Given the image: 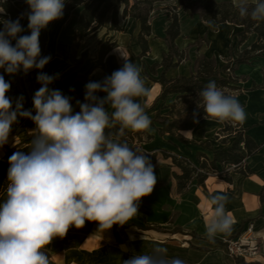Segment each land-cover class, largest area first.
Segmentation results:
<instances>
[{"label":"clouds","instance_id":"clouds-1","mask_svg":"<svg viewBox=\"0 0 264 264\" xmlns=\"http://www.w3.org/2000/svg\"><path fill=\"white\" fill-rule=\"evenodd\" d=\"M30 35L19 19L5 20L0 30V68L8 74L33 67L43 69L51 59L40 57L41 29L64 15L65 0H26ZM242 19L264 21V0L235 4ZM3 11V10H2ZM0 11V12H2ZM211 27L212 25L209 24ZM11 38V39H10ZM16 40L15 46L11 40ZM125 63L103 82L86 84L85 100L73 114L71 98L49 85L58 77L39 73L41 83L34 94L36 114L23 110L21 95L12 107L6 95L11 84L0 74V147L8 143L11 126L18 115L34 121L36 132L31 151L15 152L9 157L6 199L0 203V264H49L43 249L55 237L66 236L69 228H81L86 221H98V231L121 226L138 213L142 197L150 195L157 183L154 166L146 153L122 141L125 130L150 129L146 113L148 103L136 98L150 96L141 77L142 69L119 49ZM103 91V98L95 93ZM197 108H203L206 120L242 124L246 112L235 96L226 95L214 81L198 93ZM110 106L113 111L109 113ZM197 113L194 112V122ZM106 129H116L107 132ZM188 139V133L184 132ZM213 210L205 215V236L214 242L220 234H229L233 220L226 211L228 196L213 194ZM192 223H195L193 220ZM123 264H185L170 258L167 249L156 244L148 253L135 255Z\"/></svg>","mask_w":264,"mask_h":264},{"label":"crops","instance_id":"crops-1","mask_svg":"<svg viewBox=\"0 0 264 264\" xmlns=\"http://www.w3.org/2000/svg\"><path fill=\"white\" fill-rule=\"evenodd\" d=\"M230 1L240 2V0ZM166 3L174 4L176 0H158L151 16L153 28L151 35L147 37L149 51L146 55H142L138 41L140 21L120 14L121 30L114 33L117 46L105 56L104 67H95L94 61L87 58L76 70L64 75L63 73L73 65V53L76 57L80 55L77 52L79 50L76 51L77 53L74 52L73 43L75 41L74 27L82 9L70 0H65L63 17L50 22L46 28L41 29L40 33V37L45 38L46 50L55 54L46 64L43 73L52 76L59 74L49 88L60 90L63 95L70 97L73 111L80 112L77 101L88 102L85 100L86 84L103 82L106 77L123 67L125 61L122 63L117 57L121 54L119 49L132 63L142 69L141 77L145 81V86L150 90V96L139 97L136 100L142 104L148 103L150 106L146 109V113L152 116L154 110L150 107L161 91V85L156 80L162 67H157L155 74L150 72L152 77H149L145 72V66L160 63L163 52L168 50L163 38L168 24L166 16L168 10H162ZM0 11H2L0 12V30L4 28L3 21L19 19L23 31L18 36L31 34L28 28V13L30 12L10 19L1 5ZM158 16L160 19H157ZM105 24H110V16L105 19ZM209 24L212 26L210 27ZM241 29L242 27L235 23L215 24L213 21L201 19L197 14L185 16L181 21V33L175 42L181 50L186 51L187 58L178 66L170 68L166 75L168 77L189 75L194 71V63L198 56L214 58L220 68L224 63L218 61L219 56L229 57L232 50H243L256 39V35L251 33L241 45L232 49L237 41L236 34ZM101 33L100 31L88 35L79 42L95 41L99 39ZM204 34L207 35V42H200L197 45L195 41ZM11 43L15 46L16 40H11ZM39 73L41 72L35 67L27 74L24 73L22 66L21 70L14 74H8L5 69L0 68V74L4 75L5 80L11 84L6 95L11 99L13 109H15L16 100L22 95L24 97L23 110H31L33 115L36 114L33 97L35 92L42 87L37 80ZM236 74L243 77L238 83L242 93L237 90L233 95L246 112L243 127L246 134L261 145L255 154L244 161L250 173L245 174L232 170L229 180L211 174L204 184L198 183L194 178L185 190L179 191L174 173H180V169L173 165L170 157H164L161 151L164 149L171 153L181 154L196 162L197 152H203L209 158L212 157V152L203 148L201 143L210 142L214 147H220L223 145L222 136L218 135V132L210 134V131H201L204 121H209L205 118L201 119L194 129L181 132L185 137L184 132L191 131L192 133L187 134L188 139L194 140L195 143H182L168 135L160 136L155 129L150 128L148 131L154 137L140 143L143 144V152L149 156L154 166L157 183L150 195L141 198L136 216L124 225L114 224L111 229L104 232L98 231V221H86L81 228L71 226L66 236L55 237L43 249L49 264H123L124 260L135 255L150 252L156 244L166 248L170 258H179L185 264H238L226 252L221 238L238 235L249 221L254 222L262 244L263 255L258 261L264 262V198L261 197L264 185V53L255 57L250 63L241 64ZM95 94L101 98L107 95L103 91ZM105 107L108 108L109 113L113 111L110 106L105 105ZM210 121L214 122L215 131L223 127V123ZM32 131H36L34 121L18 115L17 122L11 126L8 143L0 147V163L8 148L18 144L27 132ZM232 140L233 137H230L228 143ZM5 182L9 183L7 175L0 177V186ZM218 193L228 196L226 211L231 216L233 224L229 234H220L214 242H209L205 236L204 217L211 215L213 205L210 197ZM5 199L6 189L0 193V203H3ZM193 220L195 223H192ZM71 241L74 242L73 246L64 247Z\"/></svg>","mask_w":264,"mask_h":264},{"label":"trees","instance_id":"trees-1","mask_svg":"<svg viewBox=\"0 0 264 264\" xmlns=\"http://www.w3.org/2000/svg\"><path fill=\"white\" fill-rule=\"evenodd\" d=\"M73 4L82 7L78 20L75 24L74 43L79 42L88 35L102 32L95 49L96 56L93 58L95 67H104V58L114 47L117 46L114 33L121 30L120 14L131 16L140 21V33L138 41L142 49V55L149 51L148 36L152 33L151 16L155 10L158 0H70ZM250 6H254V1H248ZM235 2L230 0H179L177 4L170 7L167 15L168 24L164 30L163 38L167 43L168 50L163 52L162 61L153 63L149 67L145 66V72L149 77L150 72L155 74L157 67L162 70L157 78L161 85V91L156 97L150 109L154 110L150 128L157 131L160 136L168 135L174 137L182 143H195L194 140L186 139L182 131L194 129L198 123L194 122V112L197 113L195 119L200 121L205 117L203 108H197V101L200 99L198 93L209 82L214 81L219 89L226 95L233 96L239 90L238 83L243 79L236 74V70L241 64L250 63L255 57L264 53V21H253L251 18L242 19L239 16ZM1 7L13 19L17 15L31 12L26 0H1ZM181 8L187 16L197 14L201 19L213 21L215 24L231 22L240 25L242 29L237 32V41L232 46L241 45L251 33L256 35V39L251 45L243 50H232L231 55L225 59V63L219 68L214 58L198 56L194 63V71L189 75H178L168 77L166 72L178 66L187 58L185 50H181L175 40L181 31ZM110 16V24H105V19ZM201 39H197L195 43ZM41 48L40 57L55 55L45 48V38L39 37ZM88 58L87 48L79 57L73 53V65L63 74L66 75L80 67ZM46 66V65H45ZM35 68L39 72L45 69ZM264 85V81H263ZM73 114L75 112L73 111ZM116 129H106L107 132H115ZM36 131L27 132L20 142L8 148L4 159L0 163V177L8 174L10 167L9 157L15 152L31 151V141ZM218 134L222 136V146L214 147L210 142L201 143L202 147L212 152L209 158L203 152H197L196 162L188 157L162 150L166 158H171L174 166L180 169V173H174L179 191L185 190L192 179L196 178L198 183L204 184L209 175L219 171V176L229 180L232 170H238L245 174L250 173L244 161L247 157L255 154L261 147L248 134L243 124L225 122ZM153 134L147 131L132 132L125 130L122 141H127L129 146L133 142L149 141ZM233 140L228 143L229 138ZM8 182L0 186V193L7 188ZM261 197L264 198V185L261 190ZM74 242H68L64 247H71ZM238 264H264L262 261L236 259Z\"/></svg>","mask_w":264,"mask_h":264},{"label":"built area","instance_id":"built-area-1","mask_svg":"<svg viewBox=\"0 0 264 264\" xmlns=\"http://www.w3.org/2000/svg\"><path fill=\"white\" fill-rule=\"evenodd\" d=\"M214 174L219 175L220 172L217 171ZM221 240L226 252L232 258L257 261L263 255L262 244L253 221H249L238 235L222 237Z\"/></svg>","mask_w":264,"mask_h":264},{"label":"rangeland","instance_id":"rangeland-1","mask_svg":"<svg viewBox=\"0 0 264 264\" xmlns=\"http://www.w3.org/2000/svg\"><path fill=\"white\" fill-rule=\"evenodd\" d=\"M179 1L178 0H176V3H178ZM176 3H174V4H172V3H166L165 4V6L162 8V10H168V14H170L169 13V10H170V7H172V6H174ZM163 11H161V13H162ZM179 12H180V14H181V19H184L185 18V16H187V15H185V13H184V11L181 9V8H179ZM163 13H165V12H163ZM162 16V15H161ZM167 16V15H166ZM157 19H160V17L158 16L157 17ZM102 34V33H101ZM101 36V35H100ZM99 36V37H100ZM199 39H201L199 42H197V45L198 44H200V42L201 43H204V42H207V35L206 34H204L201 38H199ZM98 40L99 39H96L95 41H92V40H88V42H84V43H82V42H77V43H75L74 45H73V50H74V52L75 53H77V52H79V54H81V52L84 50V49H86L87 48V51H88V59H90V60H92L93 61V58L96 56V53H95V49L94 48H96L97 47V42H98ZM77 50H79V51H77ZM77 51V52H76ZM117 57H118V59H119V61L120 62H124L125 60H124V58L122 57V55L121 54H119V55H117ZM225 59H227V57H224V56H219V58H218V61L219 62H223V63H225ZM146 62H148L147 60H146ZM242 90H239V92L240 93H242L241 92ZM238 92V93H239ZM213 125H214V122H212V121H204V123L202 124V127H201V131H210V134H215L216 132H218L219 134H222V133H220L219 132V130H217V131H215V128L213 127ZM142 146H143V144L142 143H140V142H133L131 145H130V147H132V148H135V149H138L140 152H143L144 151V149H142ZM144 153V152H143ZM235 259V261H236V259L237 258H234Z\"/></svg>","mask_w":264,"mask_h":264}]
</instances>
